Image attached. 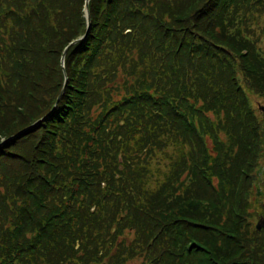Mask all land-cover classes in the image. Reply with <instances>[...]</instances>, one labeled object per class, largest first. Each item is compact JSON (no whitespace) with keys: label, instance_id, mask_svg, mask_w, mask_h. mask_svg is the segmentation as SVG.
<instances>
[{"label":"trees","instance_id":"obj_1","mask_svg":"<svg viewBox=\"0 0 264 264\" xmlns=\"http://www.w3.org/2000/svg\"><path fill=\"white\" fill-rule=\"evenodd\" d=\"M85 1L0 0V264H264V0H90L64 74Z\"/></svg>","mask_w":264,"mask_h":264},{"label":"rangeland","instance_id":"obj_2","mask_svg":"<svg viewBox=\"0 0 264 264\" xmlns=\"http://www.w3.org/2000/svg\"><path fill=\"white\" fill-rule=\"evenodd\" d=\"M86 1H85V4H83L82 11H81V16L83 18H85V19H86ZM88 11H89V9H88ZM90 20H91V18H90ZM0 45H1V41H0ZM65 57H66V55H65ZM62 59H63V57H62ZM62 59H61V64L65 63V60H66L65 58H64V60H62ZM120 80H121V77L118 78V81H120ZM64 83H65V81H64ZM250 101H251V105H252L253 109L256 111V113L258 114V116L261 117V115H263L264 113L262 114V113H260L258 111V109H257V103H260L264 107V99H262L261 97H258V96H252L250 98ZM97 109L98 108H95L94 110H92V115L95 114V113H97ZM44 118L46 119L47 116L44 117ZM44 118H42V119H44ZM39 121H37L36 124ZM26 131H27V129H26ZM259 162H260V164L258 163L257 166H255V168H254V170L252 172V173H254V175L252 174L254 176L253 179L256 180L255 181L256 185H254V187H256L257 184H259L261 182V178L263 177V174H264V170L262 168V162H261V160ZM259 194H260V196H264L263 190H256L255 189V190H253V195L252 196L250 195V198L248 199V201L250 202V204L253 206V209L249 210V214H250L249 216L250 217H247L246 221H244L243 222V225H242V228H243V231H244L245 234H247L249 232L251 233L253 231H259L257 229V225L259 223L262 224L264 222V220H263L264 218H260L259 217L260 215H257L256 209H255V208L259 209V213H261V216L264 215V200L262 201V203H260V202H258L256 200V196L257 195L259 196ZM222 222H225V221L223 220ZM239 234H242V233H239ZM128 237H129V239L132 238L131 235H128ZM140 262H141V259H135V260L129 262L128 264H140Z\"/></svg>","mask_w":264,"mask_h":264},{"label":"water","instance_id":"obj_3","mask_svg":"<svg viewBox=\"0 0 264 264\" xmlns=\"http://www.w3.org/2000/svg\"><path fill=\"white\" fill-rule=\"evenodd\" d=\"M89 1H90V0H87V1H86V20H87V31H86V34H85L81 39H79V40H77V41L71 43V44L66 48V50L64 51V55H63V59H62V60H64L67 51H68L72 46H74L75 44H77L78 42L84 40V39L87 37L88 33H89L90 25H91V20H90L89 11H88V9H89ZM62 66H63V72H64V74H65V66H64V63L62 64ZM65 76H66V75H65ZM66 85H67V78L65 77V83H64V86H63L62 92H61V94L59 95V97H58L57 100H56V103H55V107H54V109L57 107V104L59 103V101H60V99H61V97H62V95H63V93H64V91H65ZM54 109H53V110H54ZM257 109H258V111H259L260 113H262V114L264 113V107H263L260 103H257ZM43 120H45V118L42 119V120H40L37 124H39V123L42 122ZM33 127H34V126H33ZM25 132H26V130H24V131L18 133L17 135H15L14 137L10 138L9 140L17 139L18 137L24 135ZM3 143H5V141L2 142V144H3ZM2 144H0V147H1ZM257 229H258V230L264 229V222H263L262 224L259 223V224L257 225Z\"/></svg>","mask_w":264,"mask_h":264}]
</instances>
